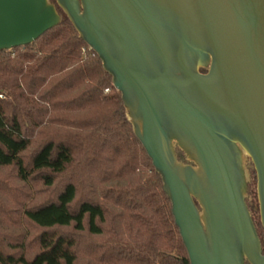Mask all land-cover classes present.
<instances>
[{
    "label": "water",
    "instance_id": "obj_1",
    "mask_svg": "<svg viewBox=\"0 0 264 264\" xmlns=\"http://www.w3.org/2000/svg\"><path fill=\"white\" fill-rule=\"evenodd\" d=\"M58 8L121 93L190 264H264V0H0V52L59 26Z\"/></svg>",
    "mask_w": 264,
    "mask_h": 264
},
{
    "label": "trees",
    "instance_id": "obj_2",
    "mask_svg": "<svg viewBox=\"0 0 264 264\" xmlns=\"http://www.w3.org/2000/svg\"><path fill=\"white\" fill-rule=\"evenodd\" d=\"M58 10L59 26L0 52V170L39 186L9 196L37 234L5 241L0 232V264H190L121 93ZM8 188L0 178L5 198ZM248 207L255 222L258 211ZM10 213L0 205L2 221Z\"/></svg>",
    "mask_w": 264,
    "mask_h": 264
},
{
    "label": "rangeland",
    "instance_id": "obj_3",
    "mask_svg": "<svg viewBox=\"0 0 264 264\" xmlns=\"http://www.w3.org/2000/svg\"><path fill=\"white\" fill-rule=\"evenodd\" d=\"M244 169L246 172V178L248 183L247 204H249V206L254 211H258V215L256 216L257 220L255 221V224L258 229L259 235L261 237V229L258 226V223H260V214H259V203L257 196V178L253 164L251 163L249 158H245L244 160ZM0 178L4 179L6 181V185L9 186V188L5 190L6 198L8 200L0 193V205H4V207L10 208V212H11L10 213L11 215L8 216L6 215L3 221L0 219V229H1L0 232L5 237V241L6 239H9L11 237L16 238L20 235H23L24 233H27V235L30 237L35 236L37 234V231H35L34 229L32 230L29 229L26 222L20 219L19 211L16 209L15 206L11 205L12 201L9 196H11L15 200H18L27 191H31L32 188L33 190H37L39 186H37V184L34 183L33 186L26 187L24 184L20 183L19 181L17 182L15 179V174L12 170L1 169ZM35 248L36 247H34L32 250L29 249L28 253L32 254Z\"/></svg>",
    "mask_w": 264,
    "mask_h": 264
},
{
    "label": "flooded vegetation",
    "instance_id": "obj_4",
    "mask_svg": "<svg viewBox=\"0 0 264 264\" xmlns=\"http://www.w3.org/2000/svg\"><path fill=\"white\" fill-rule=\"evenodd\" d=\"M205 73V72H204Z\"/></svg>",
    "mask_w": 264,
    "mask_h": 264
}]
</instances>
